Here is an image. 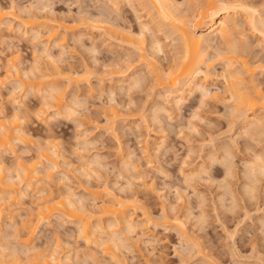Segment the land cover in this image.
Segmentation results:
<instances>
[{"label": "rangeland", "instance_id": "rangeland-1", "mask_svg": "<svg viewBox=\"0 0 264 264\" xmlns=\"http://www.w3.org/2000/svg\"><path fill=\"white\" fill-rule=\"evenodd\" d=\"M40 1L0 0V8L3 7V11H8L10 8L12 9L10 11H13V14L8 11L7 14L11 18L6 15L3 20V22L6 20V24L4 23L6 26L3 24L0 28V80L4 77V82L6 81L8 67L6 68L5 64H8L9 58L14 56L19 63L18 72L8 70L11 74H8L6 83L0 85V113L1 110L8 115L17 113L22 130L29 131L34 142L50 138L56 141L54 143L58 145L59 156L56 169L50 171L51 184L52 182L57 184L56 189L54 186V192L65 193L69 186L77 198L81 195L82 204L91 208L92 212H95L96 208L93 207L97 203L91 202L92 197L85 193L84 189L98 191L100 196L105 197L103 186H107L108 192L116 195L122 202L135 204L129 205L128 214L133 215L131 221L135 223L134 226L137 225L136 231L135 228L132 231L127 228L131 233L126 231L123 223L115 227L124 243L120 242L122 246L115 254L123 264H264V171L259 168L260 162L264 165V112L260 111L256 115L263 124L261 123L255 131L256 134L260 131L261 135L255 134V137L252 132L255 128L250 129L251 127L243 126L241 122L247 113L241 115L243 119L238 113L234 114L233 106L230 105L232 102L224 93L225 84L221 74L224 75L225 56L224 59L215 56L217 51L214 47L213 52L210 49L208 51L210 54L206 56L207 59L205 58V63L207 66L210 64L211 67L206 70L205 64V68L201 70L209 71L210 76H214L206 86L210 95L192 93L188 95L189 98L186 96V100L180 102V106L178 104L175 107L162 96L165 95L166 90L158 85L155 75L151 73L152 68L147 64L148 59L143 60L141 56L150 55L148 58L153 59L161 70L166 71L174 63L176 54H179L178 42L174 37L168 38L166 33H169L167 32L169 28L157 18H153L155 12L151 5H147L148 2L139 1L130 5L124 2L118 4L113 0ZM173 1L180 9L179 14L182 13L181 16L185 18L189 31L193 32L190 21L194 14L190 11L199 4L206 7L208 1L214 0ZM239 1L242 3L244 1L243 4L246 6L256 8L259 14L262 13L264 16V0ZM184 12L186 13L183 15ZM14 17L20 18L21 21L29 17L36 18L30 19L37 20L36 24H40L37 25L40 28L33 29L34 31L28 29L29 27L24 28ZM59 22L72 28L68 31L59 30V38L64 42L61 52L56 48L53 49L52 43L45 40V30L51 26L57 28L56 23L60 24ZM139 24L140 26L147 24L149 27V31L144 32V37L142 35L143 52L130 49L127 43L124 44L125 40H122L123 29L124 32L126 30L132 34H139L141 31ZM240 25L241 28L238 27L235 38L238 35L240 41H237L238 44L246 46V48L242 46L246 49L242 57L249 67L255 69L254 74H250L255 85L259 84L264 88V68H262L264 38L259 37L249 26L246 27L245 23L241 22ZM104 27L110 28V31L106 32ZM102 29L105 31L102 32ZM163 29L165 31H162ZM120 31L122 34L120 33L119 37ZM35 32L38 33L39 41L32 39ZM135 37L139 35L133 38ZM153 40L161 43L163 48L161 53L150 50ZM42 44L48 47V53L50 51L48 59L41 50ZM55 67L66 74L67 72L77 76L86 74L87 81L81 82L82 84L66 85L63 106L60 113H56H59L56 118L55 112L44 108L43 110L48 112L40 114L37 112L38 117L35 118L37 116H33L35 110L42 108L40 95H32L31 91L28 92L20 84V81H25L26 75L38 78L46 72L45 75L51 77L48 79V76L42 75L47 79H43L44 82L54 83L53 68ZM238 68L236 67V72L241 73L242 77L244 71H239L241 69ZM26 72L29 75L25 74ZM246 74L240 79L245 83L243 86L248 85L247 88L250 89L252 81L248 77L251 76ZM132 75L133 77L137 75L136 77L141 79L137 81L139 84L134 83L133 87L130 86L133 83L130 85L127 82L121 83L124 77ZM55 83L59 86L63 84L60 81ZM19 97L22 98L23 104H26L25 107L30 112H28L29 116L25 114V109L14 112L11 100ZM157 107H164V110H158ZM111 111L116 113V117H113ZM43 120L47 121V125ZM245 128L249 131L244 132ZM223 148L227 150L226 154ZM34 150L32 144L17 142L12 152L15 154L2 153L0 162L14 172L16 155L28 158L35 153ZM126 153L128 155L134 153V156H128ZM256 156H261L260 160L257 158L256 161ZM81 161L88 168L81 165ZM250 165L252 167H249ZM255 165L256 169L253 168ZM42 167L45 169V166ZM257 169L260 171L258 172ZM84 171L88 176H81ZM24 187L22 184L19 185V190L26 194V197L19 198V201L25 206L34 201L35 195ZM35 203L37 201L33 204ZM34 205L30 206L34 207ZM148 218L152 221L149 222L150 224L146 222ZM20 219L17 217L15 221L19 222ZM7 222L8 220L5 221ZM92 222L95 226V221ZM5 223L1 224L0 246L7 243L5 248H9L8 252H12L13 249L22 250L21 246L16 245L15 239L10 237L13 230L7 228L9 223ZM101 223L106 229L110 221L103 219ZM142 224H145L143 226L145 228ZM77 229L75 224L69 221L59 220L56 216L51 217L47 223L38 226L31 246L38 251L44 250V247V251L55 249L56 252L58 251V254L56 253L58 257L62 259L60 264H114L97 247L86 246L77 235ZM6 252L4 253L7 256L9 253ZM88 252H93L95 256L93 261ZM66 253H69V261L63 259ZM8 259L12 258L8 256Z\"/></svg>", "mask_w": 264, "mask_h": 264}, {"label": "bare ground", "instance_id": "bare-ground-1", "mask_svg": "<svg viewBox=\"0 0 264 264\" xmlns=\"http://www.w3.org/2000/svg\"><path fill=\"white\" fill-rule=\"evenodd\" d=\"M113 1L115 3H118V4H119V2L120 3L124 2V3L130 4V5H131V3L134 4V2L139 3V1L140 2L145 1L146 3L148 2L147 5H151L154 12H155V17H153V18H157L160 22H162L166 27L169 28V30L167 31L169 33L168 34L166 33V35H168V38L174 37V39H176V41L178 42L179 54L178 53L176 54L177 57L174 58L175 59L174 63L172 64V66L170 65V67H168V69L166 71L161 70V68L159 67L157 62H155L151 58H148L150 55H148V56L141 55L143 60L148 59V61L146 60L148 63L146 61L145 62L147 64H149L150 67L152 68V72L151 71L150 72L155 75V78L158 81V85H160V87L162 89L166 90L165 95H162L163 97H165L166 100L172 102L173 105L176 107L178 104L180 106L181 105L180 102H183V100L185 101L186 96H188L192 93L194 94L195 92H199L203 96H207L209 94V91H208L209 88L206 86H207V83L214 76L211 77L210 76L211 74L209 71H205V72L203 71L202 72L201 69H203V67L205 68V66H206V70L207 69L209 70V68L211 67V66H209L210 64L208 65L209 66L208 67L207 64L205 63V58L208 54H210V53H208V51L215 47L216 51H217V53H215V56H219L222 58L225 56L224 58H226V59L223 58L224 62H225V64H224V75H223V73L221 74V77L223 78V81L225 84L223 87L225 89L224 93H226V95H228L229 100H231V102H232V104H230V105L233 106L232 109L234 110L233 111L234 114L238 113V116H241V115L244 116V113H245V115L247 113V116L244 119L241 116L243 119V120H241V122L243 123V126L251 127L250 129L255 128V130L254 131L252 130V132L254 133V135L256 134V132H255L256 129L259 128L260 124L262 123L259 119H257L256 115H258L257 113L260 111L264 112V88L260 87L261 85H259V84L255 85V83L253 82L254 80L252 79V75H250V74H254L253 71H255V69L252 68V66H250L251 67L250 68L247 61L245 59H243L244 58V57H242V56H244L243 51L246 52V49L242 48V46L245 48H246V46H245V44H242V45L238 44L237 41H239V38L237 35L236 37L238 38V40H236L237 38H235V35H236L235 33H236L238 27H239V29L241 28L240 23L243 22L247 25L246 27L249 26V28H251L252 31L257 33L259 37L261 36L262 38H264V16L262 13L259 14V12H258L259 10L257 11L256 8L250 7V5L246 6L243 4L244 1L242 3L239 0H214L213 2L206 0V1H208V4H205L206 7L201 6V4L198 3L199 5L194 6V9H192V11H190L192 14H194L191 17L192 19L190 18L191 19L190 22L193 26V28H192L193 32L198 33V34H195V33L189 31L188 24H186L185 18L183 16H181L182 13L179 14L178 10H180V9H178V7H177L178 5L176 6V4L174 3L173 0H113ZM112 2H111V4H112ZM2 8H0V28L6 22V20L3 22L4 18L7 16L10 17L7 14V13H9L8 11L12 10L10 8L8 11L5 10L6 11L5 12V11H3L4 9H2ZM189 9H190V7H189ZM186 12H187V9H186ZM186 12H184L183 15ZM10 14H13V11H10ZM192 14H190V15H192ZM31 15H33V14H31ZM11 16H13V15H11ZM14 18L17 21L21 22L22 25L24 26V28L29 27L28 29L31 28L32 30L33 29L39 30L37 28H40V27H38V26H40V24L39 25L36 24L37 20L36 21L31 20V19L35 20L36 18L29 17V18H27L28 20L24 19L25 21H23V20L21 21L20 18H18V17L17 18L14 17ZM90 23H89V25H90ZM101 23H102V21H101ZM187 23H189V22H187ZM56 25L58 26L57 27L58 29L53 28L51 26L45 30V40L48 43H52V46H54L53 49L56 48V50H59L61 52L62 44L64 42H63V39L59 38V36H60L59 32L62 30L68 31V30H71L72 28H70L71 27L70 25H68L69 27H67L63 23H60V24L56 23ZM7 26L8 27L10 26V21H9V25L7 24ZM41 26H43V25H41ZM139 26H140V24H139ZM109 27H110V25H109ZM189 27H190V25H189ZM104 28L106 29V27H104ZM140 28H141L140 30L142 31V34L140 31L139 34L133 33L134 34L133 35L129 31L125 30V32H124V29H123L124 34H122L120 31L118 36L120 35V33L123 35L122 40L124 39L125 42L124 41H122V42H124V44L127 43L128 47H130V49H133V50L139 51V52H143L144 40L142 38V35L144 37V35H145L144 32L147 33L149 31V29H148L149 27L147 24H141ZM105 29H102V32H103V30L105 31ZM164 29H165V27H164ZM164 29L162 31H165ZM107 30L110 31V28H107L106 32H107ZM112 30H113V28H112ZM38 33L35 32L33 34L34 36L32 35L33 36L32 39L34 41L39 39V37L37 36ZM111 33H112V31H111ZM116 33H117V31H116ZM113 34L115 35V33H113ZM135 35H139V37L141 36V38H139V37H137V38L135 37L136 39L133 38ZM151 35L153 36V34H151ZM169 35H170V37H169ZM111 36H113V35H111ZM114 38H116V37H114ZM114 38L112 39L113 41H114ZM118 39L119 38H117V41H118ZM42 45H43L41 47L42 52L46 55L47 59L50 58L49 57L50 51L48 53V47L45 46L44 44H42ZM161 48H162L161 43L158 40L152 41V43L150 45L151 51L153 50L154 52H157V53L160 52L161 53L162 52ZM212 52H213V49H212ZM43 53H42V55H43ZM93 53H95V52L93 51ZM35 56H36V54H35ZM137 56H139V55H137ZM152 56H153V54L151 55V57ZM129 57H131V56H129ZM127 59H128V57H127ZM133 59H134V56H133ZM16 60H17V58L13 56V58L12 57L9 58L8 64L7 65L5 64V67L6 66L8 67V69L6 70L8 72L6 74L7 75L6 81L9 77L8 74H11V72L9 73L10 70H12V71L14 70L16 73L18 72L17 64L19 65V63ZM52 61H53V59H52ZM50 62H51V60H50ZM52 65H54V63ZM236 67H239L241 69V70H239V68H238L239 71L243 70L244 72L247 73L246 74L243 72V74H246V75L249 74V76H251L248 78L251 79L252 82L251 81L250 82L252 83L253 87L251 85V86H249L250 89H248L247 84H246L247 86L245 85L246 87L243 86L245 83H243V80L240 79L241 73L236 72ZM262 68H264V67H262ZM53 69H54L53 72H54L55 77L52 75L53 72L51 73V75L53 76V78H55L53 81L54 83H50L48 81L44 82L45 80H47L45 78L48 76V75H45L46 72L44 75L41 74L38 78H36L37 76L35 77V76L30 75L31 76L30 77V76L26 75L25 81H20V84H22V86L26 90H28V92L31 91L32 95H35V94L37 96L40 95L39 96L40 107H42V108H38L39 107V103H38V107H37L38 109H36L35 110L36 112L33 113V116L37 115V116H35V118L38 117L37 112H39V114L42 112H46V111H44L45 109L46 110L51 109L52 112H55V114L54 113L53 114L55 115V118H56V115H58L60 113L61 107L63 106L64 93H65L64 91H65V89H67L66 87L68 86V84L69 85L72 83L82 84L81 82L87 81V80H85V78H87L86 74L77 76L76 74H71L69 72H67V74L64 72H61V71H59V69L57 67H55ZM31 71H32V69H31ZM261 71H263V70L261 69ZM25 74L29 75V73H27V72ZM34 74H35V72L33 73V75ZM243 74H242V77H243ZM42 75L46 76V77L43 78ZM147 75H149V74H147ZM212 75H214V74H212ZM41 76H42V78H40ZM136 76H134L135 78L133 77V75L124 77L125 79L121 80V83L127 82V83H129V85L131 83H133L130 86L134 87V83L139 84V82L137 83V81L141 80L139 77H136ZM50 77L51 76L49 75L48 79H50ZM216 77H218V76H216ZM35 78H36V80L34 81ZM121 78H122V76H121ZM4 79L5 78L3 77V79L0 80V85H2L3 83H6V81L4 82ZM43 79H45V80H43ZM55 81L56 82L60 81L61 84L63 82V84L61 85L62 87L59 86V84L57 85V83H55ZM222 86H223V84H222ZM76 87H79V86H76ZM9 94H10V92H9ZM187 98H189V96ZM11 101H12L11 106L13 107L14 112H16L18 109L19 110L25 109V114H27L29 116L30 112L25 107L26 104L25 105L23 104L22 98H20V97L19 98H13ZM74 103H75V101H74ZM43 108H44V110H43ZM158 110H164V107L163 108L159 107ZM2 112L3 111L1 110V113H0L1 114L0 115V158H1L2 153H6V154L8 153L9 154V152H11V154H15L12 152H13L14 146L17 142L25 144V145L32 144V146L35 148V150H34L35 153L32 156H29L28 158L17 157V155H16V157L14 158L15 159V163H14L15 169H13L14 172H12L10 170V168L9 169L6 168L4 166V164L0 162V232H1V227H2L1 224L2 223L4 224L5 221L8 220L7 223H9V224H8L7 228H12L11 230L14 231V233H13V231H11L12 235H10V237H12V239H15L16 245H19L22 248V250L21 249H19V250L13 249L14 251L12 250V252H8L7 249H9V248H5L6 247L5 244H7V243H5L4 245L2 244L3 247L0 246V264H60L62 259H60L58 257V255H57L58 251L56 252V250L53 247L52 248L54 249V251H44L45 247H44V250L41 249V251H38L37 248H34L33 246H31L33 237L34 238L36 237L35 235H36V230H37L38 226H40L44 223H47L49 221V219L51 217L53 218L54 216L59 217V220L62 219L64 221H69V222L75 224V226L78 228L77 229L78 230L77 235L79 236V238L82 241L85 242L86 246L92 247V245H93L94 247H97L98 249H100L101 253L104 256H106L107 258L109 257L108 259H111L110 261L114 262V264H123L122 262H120V260L117 259L116 254H115L116 250H117V252H118V250H120V248H121L120 246H122V243H123L122 240L120 239L119 235H118L119 233H117V231L115 230L116 229L115 227L119 226L120 224L122 225V223L125 224V227H126L125 230L126 231H129L128 229H131V231H132V229L137 227V225L134 226L135 223H133L131 221L132 220L131 218L133 215L130 216V213L128 214L129 208H130L129 205H131L133 202L132 203L130 202L131 204H128L129 202L126 203L125 200H123L125 202H122L120 199H118V197H116V195H113L112 193H110V191L108 192L107 186H105V187L103 186V190H104L103 192H105V197H104V195L100 196V192H98V191H94V190L89 191L87 189H84L83 191L84 192L86 191L85 193H87L88 195H90L92 197L91 202L97 203L96 206L93 207V208H96V209H94L95 212H92L90 210L91 208H88L82 204L83 199L81 200V198H82V197H80L81 195L80 196L78 195L79 198H77L76 194L73 193V190L69 186H67V191L65 193H62V194L55 193L54 192V186L56 189L57 184H56V182H55V184H53L54 182H52V184H51L52 179L50 180V178L52 177V175H51L50 171L53 169H56L57 158L59 156L58 155L59 152H57V149H58L57 146L58 145L54 143L56 141L50 140L52 138H50L49 140L46 138L47 140H45V141L34 142L33 138H31V136L29 134V131L24 132V130H22L21 124H20V118L18 117L17 113L8 115V114H5V112L4 113H2ZM57 112H59V113L56 114ZM72 112H73V110H72ZM112 114H114V116L113 115H111V116L116 117V115H115L116 113L112 112ZM261 116H263V115H261ZM231 117H232V115H231ZM235 117L237 118V116H235ZM50 119L51 118H49V120ZM111 119H112V117H111ZM155 119H156V117H155ZM234 120H237V119H234ZM239 120H240V118L238 119V121ZM261 120H263V119H261ZM21 121H22V119H21ZM47 121H48V119H47ZM47 121L43 120V123L46 124ZM108 122H110V121H108ZM242 123H241V125H242ZM246 128L244 129V132H245V130H248ZM241 131H243V130H241ZM259 133H261V132L259 131ZM251 134L252 133H250V135ZM258 134H256V135H258ZM256 135H255V137H256ZM259 135H261V134H259ZM252 137H253V134H252ZM224 148H226V147H224ZM224 148H223V150L225 151L224 153L226 154L227 150H225ZM25 149H27V148H25ZM226 149H229V148H226ZM230 151H231V149H230ZM230 151H228V152H230ZM27 152H28V150H27ZM133 154L129 153V155L128 154L127 155L130 156ZM133 156H131V157H133ZM81 157H79V158H81ZM259 157H261V156H259ZM259 157L256 156V158H255L256 161H258L257 158L260 160ZM93 161H95V159ZM82 162L83 161H81V163ZM88 162H89V160H88ZM128 163H130V162H128ZM132 164H134V163H132ZM261 164L262 163L260 162V165ZM81 165H84V164L82 163ZM87 165H89V164L87 163ZM260 165H259L260 170L263 169L262 171H264V168H261V166L264 167V165H261V166ZM42 166H45V169ZM84 166H86V165H84ZM249 167H252V166L250 165ZM41 168H43V171L41 170ZM253 168L256 169L257 166L255 165V167H253ZM228 169H229V167H228ZM134 170H135V168H134ZM85 171L87 172V170H85ZM136 171L137 170H135V172ZM252 171H253V169H252ZM257 171H258V169H257ZM262 171H261V173H262ZM84 172L81 174V176H83V175L88 176L87 173L85 172L86 173L85 174ZM42 173H43V175H41ZM44 173H45V175H44ZM247 177H249V176H247ZM61 179L64 180V178H61ZM250 180H251V178H250ZM59 181H61V180L59 179ZM59 181H58V183H59ZM21 184H22V186H25L24 188H26V190H28L29 192L30 191L33 192V194L35 195L34 201H31L29 203L30 205L31 204L34 205L33 203L37 201V203H35L34 207L33 206L31 207L30 205H26V204L24 206L23 203H21L19 201V198L22 199V198L26 197L25 196L26 194L24 195L25 192H21V190H19V185H21ZM65 190H66V187H65ZM23 201H24V199H23ZM134 205H131V206H134ZM26 207H28V208H26ZM21 213H23L24 216ZM16 216L21 218L20 220H18L19 222L15 221V219H17ZM103 219H107L108 221H110V223L107 224V226L105 227L106 229H104V227H103L104 224L101 223V222H103ZM111 220H112V222H111ZM148 220H150V219L149 218L147 219V221H146L147 223L152 222L151 220L150 221H148ZM92 221H95V224H96V225L94 224L95 226H93ZM97 222H98V224H97ZM7 223H5V224H7ZM62 224L63 223L61 222V225ZM64 224H65V222H64ZM263 225L261 224V227ZM143 226H145V224L144 225L142 224V227ZM4 227L6 228L5 225H4ZM125 227H123V228H125ZM143 228H145V227H143ZM143 228H142V230H143ZM7 230H4V231H7ZM105 230H108V232L107 231L105 232ZM131 231H129V232L131 233ZM134 231H136V228L134 229ZM7 238H8V236H7ZM2 241H3V239H2ZM120 242H122V243L120 244ZM3 243H4V241H3ZM12 245H14V244H12ZM18 248H20V247H18ZM56 249H58V248H56ZM5 251H7L9 253L7 256L4 253ZM69 253H66L63 256L64 257L63 259L69 261V259H68ZM88 253L90 254V257L93 261V259L95 257L92 254L93 252L92 253L88 252ZM89 254H88V257H89ZM19 255L22 256L24 258L23 260H25V261H23L22 257H19ZM8 256L11 257L12 259H8ZM97 261H99V259Z\"/></svg>", "mask_w": 264, "mask_h": 264}]
</instances>
